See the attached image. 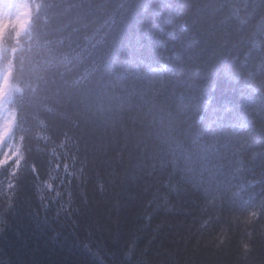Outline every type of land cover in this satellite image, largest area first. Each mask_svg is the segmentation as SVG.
Returning a JSON list of instances; mask_svg holds the SVG:
<instances>
[{
	"label": "trees",
	"instance_id": "obj_1",
	"mask_svg": "<svg viewBox=\"0 0 264 264\" xmlns=\"http://www.w3.org/2000/svg\"><path fill=\"white\" fill-rule=\"evenodd\" d=\"M28 1L0 264H264V0Z\"/></svg>",
	"mask_w": 264,
	"mask_h": 264
},
{
	"label": "rangeland",
	"instance_id": "obj_2",
	"mask_svg": "<svg viewBox=\"0 0 264 264\" xmlns=\"http://www.w3.org/2000/svg\"><path fill=\"white\" fill-rule=\"evenodd\" d=\"M31 18L28 0H0V165L10 163L16 167L20 160L19 144L13 131L16 112L11 105L22 88L13 80L11 58L21 49L19 38L28 31ZM8 40L15 45L11 49L5 47Z\"/></svg>",
	"mask_w": 264,
	"mask_h": 264
}]
</instances>
